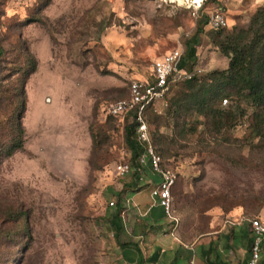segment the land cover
Here are the masks:
<instances>
[{
  "label": "rangeland",
  "instance_id": "1",
  "mask_svg": "<svg viewBox=\"0 0 264 264\" xmlns=\"http://www.w3.org/2000/svg\"><path fill=\"white\" fill-rule=\"evenodd\" d=\"M259 7L232 0L227 27H204L186 70L201 82L225 70L216 42ZM201 20L164 0H0V264H109L106 213L136 180L115 172L131 162L124 128L136 121L106 110L129 97L131 80H153L155 60L177 47L184 56ZM199 86L174 84L143 114L162 167L176 173L172 211L189 239L235 211L264 221V133L253 110L212 100L224 113L218 128L196 115ZM141 156L140 176L160 182Z\"/></svg>",
  "mask_w": 264,
  "mask_h": 264
},
{
  "label": "crops",
  "instance_id": "2",
  "mask_svg": "<svg viewBox=\"0 0 264 264\" xmlns=\"http://www.w3.org/2000/svg\"><path fill=\"white\" fill-rule=\"evenodd\" d=\"M134 181L106 213L113 240L107 251L109 264H247L252 233L249 218L240 211L217 217L214 220L221 223L214 222L209 232L189 239L172 206L166 214L152 196L159 182L144 175L140 182ZM113 216L115 227L111 225ZM263 260L264 248L259 262Z\"/></svg>",
  "mask_w": 264,
  "mask_h": 264
},
{
  "label": "trees",
  "instance_id": "3",
  "mask_svg": "<svg viewBox=\"0 0 264 264\" xmlns=\"http://www.w3.org/2000/svg\"><path fill=\"white\" fill-rule=\"evenodd\" d=\"M215 2L209 0L208 4ZM207 26V16L202 14V20L198 24L195 35L186 42L185 55L182 57L179 70L188 78L180 79L174 82L171 86L177 83H185L189 89H192L196 84L200 83L201 99L199 100V110L196 115H203L206 118L217 119L218 128L221 123L222 116L219 110H215L210 104L212 100H228L246 101L253 110L254 127L258 135L264 133V7H259L252 15L247 24L235 26L232 30L222 36L217 42L216 47L222 56L228 60V65L225 70L214 71L203 77L204 81L196 78L191 72L186 70L188 62L195 61L196 47L199 44V35L204 27ZM225 29V28H224ZM211 31H220L213 30ZM35 62H32L31 69L28 75L35 71ZM149 82V81H148ZM150 81L149 83H152ZM170 86V87H171ZM22 98L21 112L25 111V104ZM234 105L236 102H232ZM231 107V106H230ZM129 115V114H128ZM127 115V116H128ZM132 119L135 121V114ZM116 119V118H115ZM136 130L135 123L128 122L124 128V142L126 147L132 154L131 162L129 161L132 172L135 175L136 181L141 179V172L137 164V159L144 153V148L133 137ZM22 133V131H21ZM171 170L170 168L163 167ZM118 204L122 200V193L115 194ZM121 209H118L120 213ZM112 217L111 225L115 227ZM258 264H264V260Z\"/></svg>",
  "mask_w": 264,
  "mask_h": 264
},
{
  "label": "built area",
  "instance_id": "4",
  "mask_svg": "<svg viewBox=\"0 0 264 264\" xmlns=\"http://www.w3.org/2000/svg\"><path fill=\"white\" fill-rule=\"evenodd\" d=\"M169 4L183 9L193 16H199L206 12L209 0H164ZM232 0H215L211 9L207 12V26L213 30L224 29L228 25L226 9ZM183 57L180 47L170 50L152 63V83L146 80H131L128 91L129 97L117 101L107 108V114L113 118H124L130 113L135 114L136 136L139 144L144 145V153L139 159L140 166H144L147 158L153 172L157 173L161 181L152 191V196L158 199L159 205L169 214L172 206L171 189L176 181V173L162 167L160 156L153 150L147 125L143 120L145 109L151 104L164 98L170 86L180 79H186L184 73L179 70V64ZM131 168L128 162L119 163L115 172L117 176H125ZM113 204L110 203V206ZM176 221V220H175ZM252 233L250 256L247 264H258L261 258V245L264 242V221L258 218L249 219Z\"/></svg>",
  "mask_w": 264,
  "mask_h": 264
}]
</instances>
